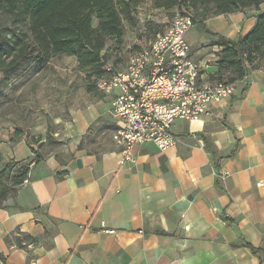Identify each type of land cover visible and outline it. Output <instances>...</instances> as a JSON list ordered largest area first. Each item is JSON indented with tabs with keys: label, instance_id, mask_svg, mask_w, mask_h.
<instances>
[{
	"label": "crops",
	"instance_id": "1",
	"mask_svg": "<svg viewBox=\"0 0 264 264\" xmlns=\"http://www.w3.org/2000/svg\"><path fill=\"white\" fill-rule=\"evenodd\" d=\"M257 15L214 16L204 27L238 41ZM187 40L192 60L209 63L204 80L217 79L224 48L198 24ZM249 69L208 116L174 124V147L138 146L133 162L113 140V96L97 88L100 100L70 122L59 115L56 130L0 139V170L34 163L0 208V264H264V64ZM95 122L103 133L93 135L108 140H86Z\"/></svg>",
	"mask_w": 264,
	"mask_h": 264
},
{
	"label": "trees",
	"instance_id": "2",
	"mask_svg": "<svg viewBox=\"0 0 264 264\" xmlns=\"http://www.w3.org/2000/svg\"><path fill=\"white\" fill-rule=\"evenodd\" d=\"M146 1L0 0V12L11 31L9 41H6L7 35L0 33V71L3 74L0 100L4 99V90L11 82H26L30 75L48 67L55 57H76L81 71L101 77V54L108 48L107 40L115 38L121 42L123 17L135 23V11ZM152 3L153 9L165 12L182 6L194 9V24L212 37L216 45L224 48L217 62L219 80L236 83L237 89L247 78L250 67L263 66L264 0H152ZM247 10L258 12L257 22L238 41L212 34L204 27V22L211 17ZM94 17L98 21L97 27ZM13 39H17L16 45L11 44ZM29 173L28 163H10L0 170V208L16 196L17 187L25 182Z\"/></svg>",
	"mask_w": 264,
	"mask_h": 264
},
{
	"label": "built area",
	"instance_id": "3",
	"mask_svg": "<svg viewBox=\"0 0 264 264\" xmlns=\"http://www.w3.org/2000/svg\"><path fill=\"white\" fill-rule=\"evenodd\" d=\"M161 12L148 17L151 23L165 28L154 40L140 33L133 43L117 50L115 61L109 56L114 51L107 49L101 54L103 75L97 79L96 88L113 96L111 115L118 124L113 140L125 161L133 162L134 149L147 143L160 151L174 147L172 130L177 121L202 120L211 107L236 91V83L219 80V76L205 81L204 70L209 63L192 60L187 33L194 26V9L182 6ZM124 54L127 60L118 69V59ZM227 175L224 172L222 177Z\"/></svg>",
	"mask_w": 264,
	"mask_h": 264
},
{
	"label": "rangeland",
	"instance_id": "4",
	"mask_svg": "<svg viewBox=\"0 0 264 264\" xmlns=\"http://www.w3.org/2000/svg\"><path fill=\"white\" fill-rule=\"evenodd\" d=\"M143 6V9L135 11V23L123 17L124 34L121 42L115 38L107 40L109 51H114L109 55L113 61H115L114 56L117 58V50L132 43L142 31L147 33L148 40H154L159 32L165 30L148 23L149 15H157L153 10L152 0H147ZM97 25L98 21L94 17V26L97 27ZM0 33L7 35L6 41L10 40L11 34L8 33L11 31L1 12ZM16 43L17 39L11 42L12 45ZM121 58L117 62L118 69L125 65L127 55H121ZM96 78H98L96 74L79 69L76 57L61 56L55 57L42 72L30 75L26 82L22 83L19 80L11 82L4 90V99L0 100V139L12 138L18 130H24L27 133L46 127L49 131L56 130L58 126L54 125V119L59 115L65 116L61 117L64 121L70 122L75 110L100 100V94L95 87ZM2 79L3 74L0 71V83ZM65 98L66 104L61 110L60 102H64ZM98 130L103 133V129L97 122L92 123L86 140L95 143L108 140L105 134L93 135Z\"/></svg>",
	"mask_w": 264,
	"mask_h": 264
}]
</instances>
